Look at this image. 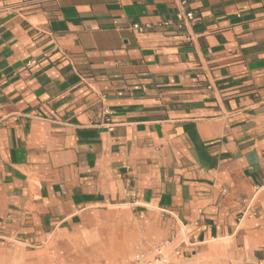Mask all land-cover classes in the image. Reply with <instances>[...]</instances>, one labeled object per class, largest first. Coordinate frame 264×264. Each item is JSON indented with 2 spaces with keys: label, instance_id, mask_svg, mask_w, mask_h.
I'll return each instance as SVG.
<instances>
[{
  "label": "crops",
  "instance_id": "0c3cea01",
  "mask_svg": "<svg viewBox=\"0 0 264 264\" xmlns=\"http://www.w3.org/2000/svg\"><path fill=\"white\" fill-rule=\"evenodd\" d=\"M2 1L0 250L110 219L172 264H264V0L183 28L175 0Z\"/></svg>",
  "mask_w": 264,
  "mask_h": 264
},
{
  "label": "rangeland",
  "instance_id": "374dc122",
  "mask_svg": "<svg viewBox=\"0 0 264 264\" xmlns=\"http://www.w3.org/2000/svg\"><path fill=\"white\" fill-rule=\"evenodd\" d=\"M144 219L137 222L136 230L142 233ZM103 219L106 227L90 224L67 242L52 244L35 252L0 250V264H172L165 256L161 243L142 248L129 238L131 226L111 225ZM139 259L136 260L135 256ZM175 255V254H174ZM162 258L167 262L163 263Z\"/></svg>",
  "mask_w": 264,
  "mask_h": 264
},
{
  "label": "built area",
  "instance_id": "2783aa9c",
  "mask_svg": "<svg viewBox=\"0 0 264 264\" xmlns=\"http://www.w3.org/2000/svg\"><path fill=\"white\" fill-rule=\"evenodd\" d=\"M175 2L177 3L179 10L176 13V25L178 28H183L187 25H191L195 19L193 16V13L191 11L186 10V6L188 5V1L187 0H175ZM16 7L13 5H7L5 4L2 0H0V12H4L8 15H11L12 13L15 12ZM160 27L166 28L168 26V23L166 22H162L159 24ZM131 29L134 32H137L139 34L145 33L147 32L149 29H151V25H137L134 24L132 25ZM2 226V223L0 222V227ZM175 255H178L179 253L176 251L174 253ZM135 259L138 260L139 256L136 255ZM161 261L163 263L167 262L166 258H162Z\"/></svg>",
  "mask_w": 264,
  "mask_h": 264
}]
</instances>
